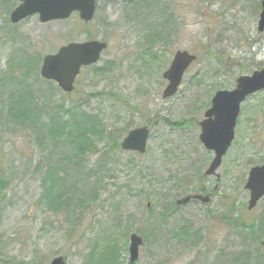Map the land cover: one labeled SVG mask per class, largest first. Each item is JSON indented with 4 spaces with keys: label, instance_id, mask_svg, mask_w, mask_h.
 I'll return each mask as SVG.
<instances>
[{
    "label": "rangeland",
    "instance_id": "374dc122",
    "mask_svg": "<svg viewBox=\"0 0 264 264\" xmlns=\"http://www.w3.org/2000/svg\"><path fill=\"white\" fill-rule=\"evenodd\" d=\"M263 1L138 0L128 5L124 0H97L95 19L89 24L76 13L66 21L43 24L34 16L13 25L10 15L19 0H0V264H50L59 255L68 264H83L93 247L86 245L94 240L116 245L117 264H128L130 235L143 237L160 213H168V205L175 202L167 201L168 192L193 193L197 174H203L214 157L200 143V126L194 121L203 119L216 91L233 90L238 77L264 68V33L258 32ZM94 39L106 42L107 51L94 67L83 70L70 96L42 78L45 56L72 42ZM180 50L200 61L187 72L180 92L164 100L167 82L162 75ZM19 97L28 106L31 100L42 106L48 115L85 104L84 113L98 115L120 142L126 129L148 126L155 115L171 123L191 120L194 126L172 128L162 118L151 127L146 154L112 151L109 143H99L97 152L82 159L79 170L90 172L95 202L89 209L87 204L77 206L84 217L81 234H86L77 244L79 236L70 235L64 216L38 203L45 160L51 159L54 166L63 156L47 157L51 147L42 146L40 134L25 132L7 117L6 107ZM262 104L264 92L242 107L237 143L223 159L220 179L207 182L209 190L216 191L213 203L191 204L168 214L160 233L147 232L136 264H234L232 258L243 242L212 215L231 214L233 205L248 204V172L264 163ZM98 163L106 164L101 173ZM69 171L70 176L77 174ZM179 172L182 188L170 177ZM250 214L252 219L264 217V199ZM183 228L192 235L174 239ZM245 245L252 255L258 252L256 241Z\"/></svg>",
    "mask_w": 264,
    "mask_h": 264
},
{
    "label": "trees",
    "instance_id": "16d2710c",
    "mask_svg": "<svg viewBox=\"0 0 264 264\" xmlns=\"http://www.w3.org/2000/svg\"><path fill=\"white\" fill-rule=\"evenodd\" d=\"M124 2L128 5H134L138 3V0H124ZM89 37L91 39V36ZM199 61L198 58L196 63ZM27 69H32V65H29ZM101 73L105 72L102 71ZM95 96L96 94L94 97ZM23 98L24 97L13 99L12 102L8 104L6 107V109H8L7 117L10 116L16 124L18 123L19 125H22V130L25 132L29 133V130L31 131V129L36 130L37 133L40 134L38 140H40L42 146L47 145L51 147L49 149L50 153L47 157L56 154H58V157L63 156L62 158H59V162L54 166H51V159L48 158L45 160V164L48 165L46 170L44 169L45 174L41 181L42 195L38 203L47 205L50 212L54 215L58 217L64 216L66 221H68L70 232L72 231L70 235L72 237H76V235L79 236V239L77 240V244H79L80 241L86 237V234L84 232L83 238L81 230L84 228L82 225L84 223V217L81 213V208H78L77 206L78 204H87L86 209H89L93 202H95V198L90 192L92 185V179L89 177L90 172L85 170L83 173L79 170V164L83 161L82 159L85 158V156L97 152V145L99 143H109L110 147H112V151L122 150L120 147V137L109 126H106L98 115L94 116L91 113H84L83 108L86 106L85 104H74L69 110L61 108L58 110V114L52 113V115H48L45 113L42 106L32 103V100L30 106H28L25 104ZM262 106L263 107L261 108L264 110V104H262ZM162 118L164 119V117ZM162 118L159 115L151 116L146 124L151 128L157 122H160L159 120ZM164 120L172 128L183 129V127L194 126V123L191 120H184L183 123H171L167 118ZM194 122L197 127V124L199 123L197 121ZM240 123L241 121H239L238 125ZM128 132L129 130L126 129L125 134L127 135ZM236 143L237 142H235L234 145ZM251 161L252 159L249 160V165L252 164ZM98 165L101 173L106 164L98 163ZM69 170H75L77 171V174L70 176ZM170 177L175 179L177 188L183 187L184 184L180 178V172L177 174L171 173ZM196 179L197 181L194 185V192H207V188L205 187L207 178L204 174L198 173ZM97 181L99 182L100 179ZM0 185L2 187V182H0ZM72 189L77 193L75 194ZM174 190L175 189H172V191ZM174 193L175 196L168 192V197H166L167 201H175L168 205L169 207L166 209L168 213H160L155 220L148 225L145 235H143L145 243L148 241L149 236L147 232L156 234L158 231L160 233V227L166 223V219H168L170 213L173 215L177 211H180V207L176 204V200L185 196V194L180 196L181 194ZM215 193L216 191L213 190V194ZM148 194L150 193L146 194V198L149 200L150 195ZM73 195L78 197L77 200H75L76 198ZM63 200H66V202H62ZM68 203L73 205L72 209H70L71 206L69 207ZM1 205L2 203L0 202V206ZM232 207L231 214L222 212L217 215V212H215L214 215H212V218L215 219L220 226L223 225L226 229L234 230L235 235L243 242V249L237 251L232 258L234 264H264V250L261 246L264 241V217L252 219L248 207L244 204L238 205V207L233 205ZM1 209L2 206L0 207V210ZM216 216L219 217L216 219ZM92 226L93 225L90 223L88 228L92 229ZM189 233H191L190 230L187 231L186 228H183L180 233L178 231L174 233V239L182 241V239L187 237ZM190 235H192V233L189 234V236ZM249 241H256L258 252L255 253V255H252L247 249V245H245L246 243L248 244ZM103 242L105 241L94 240L91 245H86L89 250L91 246L93 247L91 248V251L84 256L83 264H117V246L112 245V243L109 242L106 245H103Z\"/></svg>",
    "mask_w": 264,
    "mask_h": 264
},
{
    "label": "water",
    "instance_id": "95a60500",
    "mask_svg": "<svg viewBox=\"0 0 264 264\" xmlns=\"http://www.w3.org/2000/svg\"><path fill=\"white\" fill-rule=\"evenodd\" d=\"M96 9V0H20V5L11 14L10 21L15 25L28 17L38 15L41 23L48 24V22L69 20L72 14L78 13L79 18L89 24L94 20ZM262 10L259 32L264 31V2ZM106 48L107 43L98 40L63 46L57 54H50L43 59L40 74L45 80L57 83L65 93H72L74 82L83 67L98 63ZM196 59L197 56L190 55L186 51L174 55L170 67L163 74V78L169 82L164 89V99L178 93L185 73ZM235 87L232 91H219L215 94L212 106L205 113V120L200 124L202 132L200 142L205 149L215 155L205 173L206 176L216 175L222 166L223 158L234 143L241 105L248 99L247 97L264 91V68L250 76L240 77ZM149 137L147 127L132 130L122 141L121 147L126 152L144 154L147 151ZM249 174L246 190L251 196L248 207L253 211L264 197V164L252 168ZM211 200L210 195H188L177 200V204L187 206L191 202L200 201L208 205ZM129 245V264H135L140 259V249L145 245L144 238L134 233L130 237ZM262 247L264 249V243ZM50 264H66V260L58 256Z\"/></svg>",
    "mask_w": 264,
    "mask_h": 264
},
{
    "label": "flooded vegetation",
    "instance_id": "af4514ba",
    "mask_svg": "<svg viewBox=\"0 0 264 264\" xmlns=\"http://www.w3.org/2000/svg\"><path fill=\"white\" fill-rule=\"evenodd\" d=\"M207 180H208V179H207ZM205 187L207 188V192H202V191H201L200 193L203 194V195H208V194H210L211 197H212V199H214L213 190H209V187H207V183H206ZM191 204H196V202H193V203H191ZM191 204H189V205H191Z\"/></svg>",
    "mask_w": 264,
    "mask_h": 264
}]
</instances>
